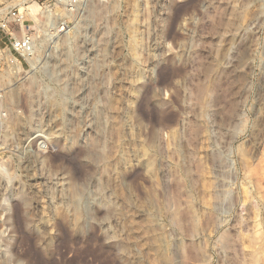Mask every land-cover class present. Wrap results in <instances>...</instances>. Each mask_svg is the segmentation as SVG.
Masks as SVG:
<instances>
[{"label": "rangeland", "instance_id": "obj_1", "mask_svg": "<svg viewBox=\"0 0 264 264\" xmlns=\"http://www.w3.org/2000/svg\"><path fill=\"white\" fill-rule=\"evenodd\" d=\"M7 5L41 49L0 106V264L264 258V0Z\"/></svg>", "mask_w": 264, "mask_h": 264}, {"label": "built area", "instance_id": "obj_2", "mask_svg": "<svg viewBox=\"0 0 264 264\" xmlns=\"http://www.w3.org/2000/svg\"><path fill=\"white\" fill-rule=\"evenodd\" d=\"M60 1V0H59ZM72 7L86 5L89 0H62ZM44 19L46 16H43ZM27 19L20 8L16 6H4L0 8V101L4 97L5 83L1 80L3 73L2 65L13 68L12 78L19 76L23 70L22 62L31 65L34 63L35 42L33 36L28 32ZM2 43L7 44L2 51Z\"/></svg>", "mask_w": 264, "mask_h": 264}, {"label": "bare ground", "instance_id": "obj_3", "mask_svg": "<svg viewBox=\"0 0 264 264\" xmlns=\"http://www.w3.org/2000/svg\"><path fill=\"white\" fill-rule=\"evenodd\" d=\"M51 12H49V9L42 11L43 15H45L46 18H45V21L44 22L42 21L43 23L41 22V24H40L42 26L40 28V30H42L43 34L45 35V37L41 40L42 41L41 44L43 43V41H46L47 38L48 39L49 38H52V44L54 43V48H57V46L59 44L58 43H55L54 40L58 39V34H59L60 28L59 27L57 28V25H56L57 22L55 21V18L53 17V14ZM86 12H87V15H85L82 18V20H81L82 22L87 21L88 19H90V16L93 15V10L90 9V8H87L86 9ZM84 25H85V23H84ZM39 48H38V50L41 49V48L40 49ZM38 50H37V45L35 43V55H36V56H34L35 59H36V57L38 55L36 53ZM50 50H46V51H50ZM41 54H43V53H41ZM52 66H53V64H52ZM49 67L50 66L47 65V62H43L42 65L40 66V69L42 71H49V72H51L50 74L52 75L55 70H53V68L51 70H49L50 69ZM12 74H13V68L9 65L6 69H4V71H3L2 75H1V80L6 84V87L8 88V90H6L4 92V97L0 101V106L1 105L3 106L4 104H7V103L8 104H12L15 101V99H16V94H15V92L13 90V88H14L13 87V84L14 83H13V81H11ZM10 86H12V87H10ZM51 97L53 98V96H51ZM51 97H50V99H51ZM52 102H53V100L51 99V101L49 102L50 103L49 105H51ZM58 114L61 115V110L59 108L57 110V115ZM54 117H58V116L55 115ZM63 117L64 116H62V118ZM60 118H61V116H60ZM258 150H259V156L256 159H254L252 161V163L250 164V166H249V172H248L249 175L248 176H249V179L251 180V182L254 185V188H255V191H256L257 195L261 199H264V138H262L259 141V143H258ZM6 177H7V174H6ZM4 199H5V201H7L9 199V196L8 197H4ZM244 254H245L244 255L245 256L244 264H264V258L262 259V257H260L261 255L259 256L260 252L258 253V249H256L255 247H252V246L246 247ZM259 258H261L262 260H260Z\"/></svg>", "mask_w": 264, "mask_h": 264}]
</instances>
